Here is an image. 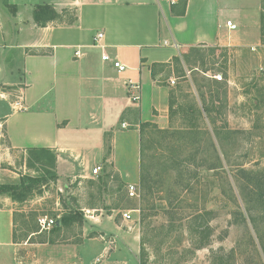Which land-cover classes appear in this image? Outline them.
I'll return each mask as SVG.
<instances>
[{"label": "crops", "instance_id": "0c3cea01", "mask_svg": "<svg viewBox=\"0 0 264 264\" xmlns=\"http://www.w3.org/2000/svg\"><path fill=\"white\" fill-rule=\"evenodd\" d=\"M224 1L188 0L182 13L179 0H0V183H19L26 157L21 162L18 155L49 148L56 155L57 184L68 186V180L106 160L109 139L112 167L125 182L137 178L141 125L165 127L166 119H172L174 78L164 83L161 77L174 71V56L198 46H237L226 27L233 20L250 32L241 43L259 61L258 70L264 68L257 13L247 25L241 13L226 11ZM42 4L60 13L75 11L76 20L39 25L34 9ZM98 33L104 34L99 44ZM104 53L128 68L118 72L103 60ZM158 65L168 67L155 70ZM130 80L141 85L138 103L130 100ZM189 91L196 96L201 119H207L197 87L191 85ZM133 126L135 134L128 130ZM32 201L19 203L0 193V264H133L129 256L121 258L118 243L109 247V241L89 236L106 223L119 227L112 215L103 222L102 213L95 214L94 227L86 219L78 241L40 239L41 232L15 240L16 215ZM118 237L123 238L121 233Z\"/></svg>", "mask_w": 264, "mask_h": 264}, {"label": "rangeland", "instance_id": "374dc122", "mask_svg": "<svg viewBox=\"0 0 264 264\" xmlns=\"http://www.w3.org/2000/svg\"><path fill=\"white\" fill-rule=\"evenodd\" d=\"M224 2L226 11H238L247 25L257 13V39H264V0ZM248 33L240 25L231 33L237 46H198L174 56V71L161 77L164 83L171 77L176 81L172 119H166L165 127L141 131L134 180L125 182L110 164L111 139L106 160L99 163L101 173L92 175L91 165L84 176L68 180V186H58L49 154L18 155L21 162L26 157L22 175L42 181L17 198L19 203L34 200L16 215L17 241L30 238L35 229L40 239L78 241L86 219L94 227V215L102 213L103 222L112 215L119 227L106 223L89 236L109 241V247L118 243L121 258L129 256L133 264H264V74L241 43ZM158 66L155 70L168 67ZM191 85L197 87L207 119L200 117ZM128 130L135 134L136 128ZM135 144L133 140V148ZM136 154L137 147L134 159ZM2 163L9 166L4 159ZM132 183L137 186L133 197ZM128 210L129 220L123 216ZM41 216L68 218L60 232H51L54 228L41 229ZM25 222L33 226L31 231Z\"/></svg>", "mask_w": 264, "mask_h": 264}, {"label": "trees", "instance_id": "16d2710c", "mask_svg": "<svg viewBox=\"0 0 264 264\" xmlns=\"http://www.w3.org/2000/svg\"><path fill=\"white\" fill-rule=\"evenodd\" d=\"M180 4H182V13L185 12V8L187 5L188 0H179ZM67 16L65 22L72 23L76 20V12L71 11L69 9H64L62 13L58 12L52 5L49 4H42L37 5L34 9V19L35 21L42 26H45L50 21L58 20L60 22H64L63 16ZM64 16V17H65ZM148 126H154L157 127L156 124L146 122L141 125V131L144 129V127ZM30 152H39L41 154H49L51 157H53V161L56 164V155L55 153L49 149V148H32L30 149ZM42 181L41 177H32L31 175H23L20 178L19 183H0V193L1 194H8L11 196L14 200L18 201L17 198H20L22 195L24 197V191L27 189H30L34 184H36L38 181ZM143 180V179H142ZM68 217L63 216L58 221H60V224L56 222L54 229H60L64 225L65 221ZM26 228H28V231H31L33 229V226H29L27 222L24 223ZM39 230H32V232H38ZM31 232V233H32ZM14 239L17 240L16 230L14 231ZM141 264H146V261H142Z\"/></svg>", "mask_w": 264, "mask_h": 264}, {"label": "built area", "instance_id": "2783aa9c", "mask_svg": "<svg viewBox=\"0 0 264 264\" xmlns=\"http://www.w3.org/2000/svg\"><path fill=\"white\" fill-rule=\"evenodd\" d=\"M226 27L230 30V31H235L238 29V24L233 21V20H227L226 21ZM104 36L103 33H98L95 40L96 43L99 44V41L101 40V38ZM174 47L179 48L177 44H173ZM257 47H264V39L257 45ZM256 49V47H252V50ZM77 55H79V52L77 53ZM103 60L104 61H109L112 62V64L114 65V67L118 70V72H123L125 71L128 66L126 64H124L122 61L118 60L116 57H112L110 54L108 53H104L103 54ZM260 71L262 72V74H264V68H261ZM214 78L218 79V80H222V76L221 75H214ZM171 84L174 85L175 84V79H171ZM128 89L130 92V100L132 102H136L138 103L141 99V85L137 82H133V81H129L128 82ZM102 171V166L101 165H97L92 169V175H98L100 174ZM136 185L135 184H130L129 185V194L130 196H135L137 194V190H136ZM123 216L125 219L129 220L132 219V210H128L125 211L123 213ZM57 222L56 218L53 217H49V216H41L40 218H38V223L41 227V229L44 230H50L52 229L55 224ZM101 260V257L98 258V261Z\"/></svg>", "mask_w": 264, "mask_h": 264}, {"label": "water", "instance_id": "95a60500", "mask_svg": "<svg viewBox=\"0 0 264 264\" xmlns=\"http://www.w3.org/2000/svg\"><path fill=\"white\" fill-rule=\"evenodd\" d=\"M57 223L60 224V221H58Z\"/></svg>", "mask_w": 264, "mask_h": 264}]
</instances>
